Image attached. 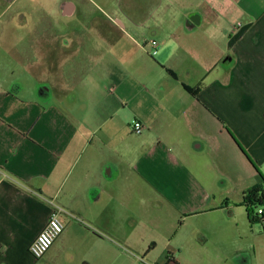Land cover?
Wrapping results in <instances>:
<instances>
[{
    "label": "crops",
    "instance_id": "1",
    "mask_svg": "<svg viewBox=\"0 0 264 264\" xmlns=\"http://www.w3.org/2000/svg\"><path fill=\"white\" fill-rule=\"evenodd\" d=\"M260 176L264 0H0V264H264Z\"/></svg>",
    "mask_w": 264,
    "mask_h": 264
},
{
    "label": "built area",
    "instance_id": "2",
    "mask_svg": "<svg viewBox=\"0 0 264 264\" xmlns=\"http://www.w3.org/2000/svg\"><path fill=\"white\" fill-rule=\"evenodd\" d=\"M151 45V56L157 54V44L154 41H148ZM144 127L139 122H134L131 125V130L135 135H140ZM258 215L264 216V208L257 209ZM64 226L56 213H52L48 218L43 230L36 236L30 244L28 251L30 256L35 259H41L51 248L54 241L62 234Z\"/></svg>",
    "mask_w": 264,
    "mask_h": 264
},
{
    "label": "trees",
    "instance_id": "3",
    "mask_svg": "<svg viewBox=\"0 0 264 264\" xmlns=\"http://www.w3.org/2000/svg\"><path fill=\"white\" fill-rule=\"evenodd\" d=\"M198 90V89H197ZM196 90H192L194 93ZM261 184L243 194L240 206L243 207L249 225H260L264 231V216L258 215L257 209L264 208V178Z\"/></svg>",
    "mask_w": 264,
    "mask_h": 264
},
{
    "label": "rangeland",
    "instance_id": "4",
    "mask_svg": "<svg viewBox=\"0 0 264 264\" xmlns=\"http://www.w3.org/2000/svg\"><path fill=\"white\" fill-rule=\"evenodd\" d=\"M96 16H97V13H96ZM103 84H104V83H102V85H103ZM47 91H48V95H47L46 99L49 100L50 97H51V95H50L51 92H50L49 90H47ZM239 208L242 209L243 207L241 208V206H240ZM240 209H239V212L242 213V211H241ZM242 210H244V209H242ZM242 216H244L243 213H242ZM182 262L184 263L183 260H182ZM185 264H186V263H185Z\"/></svg>",
    "mask_w": 264,
    "mask_h": 264
}]
</instances>
